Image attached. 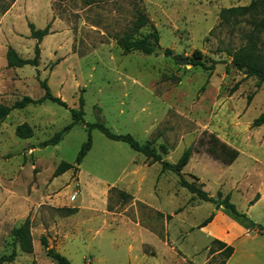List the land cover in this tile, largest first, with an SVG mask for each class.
<instances>
[{
    "label": "rangeland",
    "instance_id": "374dc122",
    "mask_svg": "<svg viewBox=\"0 0 264 264\" xmlns=\"http://www.w3.org/2000/svg\"><path fill=\"white\" fill-rule=\"evenodd\" d=\"M250 2L0 0V104L42 97L39 81L45 80L67 106L46 101L13 110L0 122V256L10 254L11 230L26 218L33 247L31 254L16 248L15 260L6 264H54L42 237L71 264H221L212 239L197 228L217 214L214 206L180 188L176 175L161 173L159 164L127 144L93 129L78 170L52 177L60 162L74 164L87 140L85 124L97 122L156 152L164 145L162 160L169 163L191 148L182 177L196 179L211 197L229 194L237 211L264 226V125L252 127L264 111V85L235 70L227 56L244 43L247 21L221 26L219 19L222 9ZM137 10L155 28L157 47L171 56L124 53L118 46ZM28 24L49 27L38 66L8 69V47L23 59L33 57ZM150 33L147 25L136 37ZM258 47L264 58V32ZM194 51L211 69L180 63ZM80 96L83 122L57 145L38 147L71 122L68 110L78 109ZM21 124L31 127V138L16 137ZM209 135L238 152L232 164L207 152ZM257 238L235 242L228 264H264V238Z\"/></svg>",
    "mask_w": 264,
    "mask_h": 264
},
{
    "label": "trees",
    "instance_id": "16d2710c",
    "mask_svg": "<svg viewBox=\"0 0 264 264\" xmlns=\"http://www.w3.org/2000/svg\"><path fill=\"white\" fill-rule=\"evenodd\" d=\"M219 19L221 26H237L241 23V21H247L250 29L248 32H245L241 35L244 43L235 49L228 50L227 56L230 58L231 66L235 70L243 73L246 78H254L257 81V87L264 85V58L261 55L258 47L259 36L264 32V0H251V2L247 6L222 9L219 12ZM147 25L150 26L151 33L147 36L136 37L139 30ZM28 29L30 38L35 40L33 57L31 59H23L18 56L14 49L8 47L5 53L6 67L8 69L22 68L24 66H31L36 68L38 66L40 55L39 44L42 39L49 34V27L46 26L43 29H36L32 24H28ZM157 43L158 34L155 28L152 26L148 18L139 10L136 11L135 19L132 22L130 31L122 38L117 40L118 46L124 53L139 52L146 56L152 55L155 52ZM164 55L166 57L171 56V51L165 49ZM188 65L192 67L211 69L204 66V63L202 62V56L198 51H194L192 53L191 58L188 59ZM39 87L43 90L44 94L38 99H32L30 97L24 96L19 101L14 102L11 106H4L0 104V122H2L13 110H21L28 106L41 105L46 101L57 104L58 106L67 109L66 104L60 98L54 97L51 94L45 80L39 81ZM78 103V109L68 110L71 122L66 125L61 131L54 134L50 139L41 142L38 147L45 148L48 146L57 145L61 140L62 134L69 131L74 125L83 122V99L81 96L78 98ZM262 125H264V111L261 112L252 121V127H260ZM85 128L87 131V140L81 145L74 164L60 162L53 171V178L59 177L60 175L70 170H78L76 166L80 165L83 158L91 148L90 131L96 129L106 139L125 143L130 147L131 150L141 154L152 164H159L161 173L170 172L176 175L178 179V186L182 189H185L189 194L193 195L201 202L212 204L215 210L222 209L233 219L239 220L241 223L247 225L249 230L256 231V233L259 235L264 234V226L255 224L254 222L249 220L245 214L237 211L235 206L230 202L229 194L223 196L220 192H217L214 197H211L202 189V185L196 182V179H194L195 181L187 182L182 177L181 171L188 164L189 159L192 155L191 148L185 149L175 163H169L162 160V156L166 155L167 153L166 147L162 144L159 145V152H156L151 148V145L149 143L140 145L130 135L113 134L104 126V124L100 122L85 124ZM15 135L19 139H29L32 137L33 132L31 127H29L27 124H21L15 128ZM207 152L211 155L212 158L226 165L232 164L238 156V152L235 149L221 142L214 135H209ZM257 199L258 198L255 197V200H253L251 205ZM63 211H66L68 213L75 212V210L73 209H66ZM213 217L214 214L211 213L197 226V228L201 229L207 226L212 221ZM10 235L13 245L12 250L8 255L0 256V264L12 263L16 257V248L20 253L23 254H31L33 251L32 238L30 235V222L28 218H26L20 226L13 228ZM40 243L44 249L45 256L49 258L54 264H71L70 261L64 256L54 251L53 249L48 248L45 238L42 237L40 239ZM213 244H215V251L222 256L221 264H225L233 254V247L226 245L225 243L218 240H214Z\"/></svg>",
    "mask_w": 264,
    "mask_h": 264
},
{
    "label": "crops",
    "instance_id": "0c3cea01",
    "mask_svg": "<svg viewBox=\"0 0 264 264\" xmlns=\"http://www.w3.org/2000/svg\"><path fill=\"white\" fill-rule=\"evenodd\" d=\"M227 215L228 214L222 209L217 210V214H214L212 221L207 226L200 229L201 233H203L207 237H210L212 241L218 240L229 246H234L235 242L239 240L255 241L256 239H260L257 237L264 238V234L259 235L253 230L245 229L243 226L239 225L235 220H233L229 215ZM250 232H252L253 234L252 237L249 236ZM235 252L236 250L234 249L232 255H234ZM232 255L225 264L229 263Z\"/></svg>",
    "mask_w": 264,
    "mask_h": 264
},
{
    "label": "water",
    "instance_id": "95a60500",
    "mask_svg": "<svg viewBox=\"0 0 264 264\" xmlns=\"http://www.w3.org/2000/svg\"><path fill=\"white\" fill-rule=\"evenodd\" d=\"M155 51L159 52L160 54H163L164 53V51L161 50L159 47H155ZM187 61H188L187 59H183V60H180V63L181 64H184V65H187L188 64Z\"/></svg>",
    "mask_w": 264,
    "mask_h": 264
}]
</instances>
